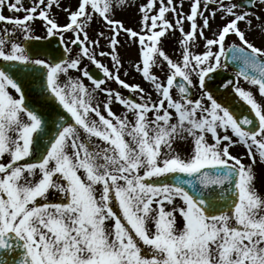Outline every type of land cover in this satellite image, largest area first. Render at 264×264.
<instances>
[{
    "label": "snow or ice",
    "instance_id": "snow-or-ice-1",
    "mask_svg": "<svg viewBox=\"0 0 264 264\" xmlns=\"http://www.w3.org/2000/svg\"><path fill=\"white\" fill-rule=\"evenodd\" d=\"M184 2L146 0L136 31L114 16L126 0H77L74 9L61 0H0V264H264L255 171L264 164V103L240 85L258 88L264 101V47L239 27L253 30L255 19L264 30L253 10L264 0H188V12ZM5 7L24 15L5 16ZM218 14L227 22L213 31ZM98 19L105 30L92 38L87 29ZM177 31L173 58L163 42ZM121 32L138 42L134 68L155 98L121 78ZM54 36L59 55L38 44ZM102 40L108 51H98ZM230 63L233 79L223 75ZM26 84L38 85L36 100ZM229 92L254 115L218 99ZM189 138L182 155L174 145ZM238 144L249 163L232 154Z\"/></svg>",
    "mask_w": 264,
    "mask_h": 264
},
{
    "label": "rangeland",
    "instance_id": "rangeland-1",
    "mask_svg": "<svg viewBox=\"0 0 264 264\" xmlns=\"http://www.w3.org/2000/svg\"><path fill=\"white\" fill-rule=\"evenodd\" d=\"M76 1L77 0H66V2L63 4V6L64 7H68V6L72 7L73 4H76ZM63 2H64V0L63 1L61 0V3H63ZM145 2H146V0H126L124 7H122V8L117 7L116 8V10L114 12V16L116 19L121 20L126 27H130L133 30L140 31V29H141V13L139 12V6ZM25 6H28V5H25ZM183 11L184 12L189 11L188 0H185V2H184ZM52 12L60 24L67 21V18H65L66 13L61 8H57L54 6ZM13 13H15V12H13ZM17 14L18 15H24V12H18ZM168 18L170 20L173 19V16L171 13L168 14ZM229 19H231V17H229ZM211 23H212V30L214 31L217 28V26H222L223 24H225V20H222L220 18V15L218 14L216 16L215 20L212 21ZM259 24H260V21H256L255 19H253L254 29L250 30V31L246 29V25L244 23H240V25H239V27L242 30H246L247 38L249 39L250 42H253L256 46L258 45V43H260V40H259L260 37H262L264 39V30H261V29L256 27ZM40 25H42V23ZM185 27L187 28L188 25L185 24ZM87 30L89 31L90 36L92 38H95L97 32L103 31L105 29L103 26V22L98 19L95 22H93ZM207 35L211 36L212 31L207 32ZM67 36H69V37L72 36V33H70V32L67 33ZM179 36H180V33L177 31L174 36L169 35L167 37V39H165L163 42V46H164L165 50L173 58H176L178 56V53H179V47H178V42H177V38ZM120 40H121V46L119 48V54L121 56L122 63H123V68L120 71L121 78L126 80L127 82L129 80V82L131 84H140L147 91L151 92L153 98H155L156 93L152 90L151 85L148 82H146L143 79L142 75L140 73H138L134 68V64L139 59L138 42L136 44L131 43L130 40L124 35L123 32H121ZM233 41L237 42L238 38L235 35H230L228 37V42L230 43ZM260 47H264V43H262L260 45ZM99 50L108 51L107 41H105V40L101 41V46L98 49V51ZM197 50L203 51V41L202 40L200 41ZM98 58L101 59L104 64L108 65L111 68V61L108 57H98ZM85 63H88V62L85 61ZM90 66H92V65L89 64V67ZM125 71L128 73V75H124ZM156 71H157V74H161L160 70L158 68L156 69ZM73 75L74 76L79 75V73H76L75 71H73ZM162 78H163V76H162ZM84 82L86 85H88L91 88V83L89 81H87L85 78H84ZM107 83L112 84L114 82L109 81ZM249 86L250 87L246 86L245 89L246 90L250 89L254 93L255 98L259 102L264 103V101H262L260 98V95L258 93V88L251 86V85H249ZM110 88H112V87H110ZM117 88L120 91L125 92V94L128 92V90H125V89H124V91H123V89L121 90L120 86H117ZM113 89H115V88H113ZM131 95L133 97L138 98V94H136V93H131ZM103 99H104V97L102 95L98 97V101H102ZM113 110L117 114H122L125 111L123 106L116 104V103L113 104ZM129 118L131 119L132 117L130 116ZM174 147L182 155H187L191 151L192 141L189 138L188 140H186L184 142H179V143L175 144ZM5 159H7V157H5ZM243 162L247 164L250 161L247 159H244ZM255 171L257 173L256 187L260 193L264 194V164L257 163L255 166ZM56 199H57V197H55L53 195L50 196V200L55 201Z\"/></svg>",
    "mask_w": 264,
    "mask_h": 264
},
{
    "label": "water",
    "instance_id": "water-1",
    "mask_svg": "<svg viewBox=\"0 0 264 264\" xmlns=\"http://www.w3.org/2000/svg\"><path fill=\"white\" fill-rule=\"evenodd\" d=\"M38 44L40 45H49V47L53 48L55 44H57V40L52 38L50 39L49 41H42V42H38ZM59 51L58 50V53H57V50H56V55H59ZM231 64V63H230ZM91 73L93 74L94 77L96 78H100L101 79V73L97 72L95 69H90ZM219 81H217L218 83ZM36 87H38V85H31V84H26L25 86V91H26V94L34 101L37 99V94H36ZM213 89L215 88V85L213 84L212 85ZM220 93H217V95H219ZM219 100L221 101H227V104L228 106L230 107H233L238 113H239V109L240 107L242 106H238V105H233V100L229 97H227L226 95H223L222 97L218 98ZM238 108V109H237ZM52 109H50L47 105L44 106V111L48 112V111H51Z\"/></svg>",
    "mask_w": 264,
    "mask_h": 264
},
{
    "label": "flooded vegetation",
    "instance_id": "flooded-vegetation-1",
    "mask_svg": "<svg viewBox=\"0 0 264 264\" xmlns=\"http://www.w3.org/2000/svg\"><path fill=\"white\" fill-rule=\"evenodd\" d=\"M0 27H2V25H0ZM43 37V36H42ZM53 196H55V195H53ZM56 197V196H55Z\"/></svg>",
    "mask_w": 264,
    "mask_h": 264
}]
</instances>
